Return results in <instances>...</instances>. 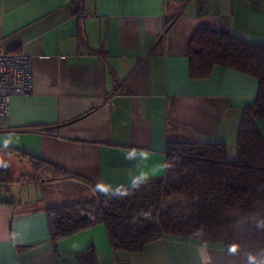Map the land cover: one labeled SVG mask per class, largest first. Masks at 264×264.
Instances as JSON below:
<instances>
[{"label": "crops", "instance_id": "obj_1", "mask_svg": "<svg viewBox=\"0 0 264 264\" xmlns=\"http://www.w3.org/2000/svg\"><path fill=\"white\" fill-rule=\"evenodd\" d=\"M199 28L264 45V0H0V52L30 55L33 77L30 93L10 99L0 154L19 168L13 179L33 174L18 153L76 175L0 189V264H231L223 249L176 239L114 251L103 224L54 247L46 218L163 178L168 142L220 140L235 157L258 81L223 66L191 79ZM247 264H264V251Z\"/></svg>", "mask_w": 264, "mask_h": 264}, {"label": "trees", "instance_id": "obj_2", "mask_svg": "<svg viewBox=\"0 0 264 264\" xmlns=\"http://www.w3.org/2000/svg\"><path fill=\"white\" fill-rule=\"evenodd\" d=\"M188 58L194 80L223 66L258 81L253 102L242 109L235 157L228 156L220 140L168 142L163 178L48 208L54 247L65 237L103 224L114 251L139 253L158 238L223 249L231 264H247L264 251V133L257 124L264 120V45L228 31L199 28L189 41ZM18 155L30 162L33 174L0 178V189L18 181L76 176L37 157ZM174 195L190 203L186 212L181 203L165 205ZM88 252L91 262L93 252ZM83 256L77 254L78 259Z\"/></svg>", "mask_w": 264, "mask_h": 264}, {"label": "built area", "instance_id": "obj_3", "mask_svg": "<svg viewBox=\"0 0 264 264\" xmlns=\"http://www.w3.org/2000/svg\"><path fill=\"white\" fill-rule=\"evenodd\" d=\"M32 80L30 55L0 52V130L4 128L11 97L30 93Z\"/></svg>", "mask_w": 264, "mask_h": 264}, {"label": "rangeland", "instance_id": "obj_4", "mask_svg": "<svg viewBox=\"0 0 264 264\" xmlns=\"http://www.w3.org/2000/svg\"><path fill=\"white\" fill-rule=\"evenodd\" d=\"M259 125H260V129H261L262 133H264V121H261L259 123ZM23 163H25V162H23ZM29 164H30V162H29ZM30 166H31V164H30ZM18 170H19V168L16 169V167H15L14 171L11 172V175L14 176V177L17 176L19 174V171ZM164 203H165V205H171V204H174V203H181L183 205V208L185 209L184 212H186V209L189 208L188 206L190 204L183 197H181V196H175V195L174 196H171L169 198H166Z\"/></svg>", "mask_w": 264, "mask_h": 264}, {"label": "water", "instance_id": "obj_5", "mask_svg": "<svg viewBox=\"0 0 264 264\" xmlns=\"http://www.w3.org/2000/svg\"><path fill=\"white\" fill-rule=\"evenodd\" d=\"M11 175V166L5 156L0 154V176L8 178Z\"/></svg>", "mask_w": 264, "mask_h": 264}, {"label": "clouds", "instance_id": "obj_6", "mask_svg": "<svg viewBox=\"0 0 264 264\" xmlns=\"http://www.w3.org/2000/svg\"><path fill=\"white\" fill-rule=\"evenodd\" d=\"M235 250H236V248H235V246H233L232 249H231V251H235Z\"/></svg>", "mask_w": 264, "mask_h": 264}, {"label": "flooded vegetation", "instance_id": "obj_7", "mask_svg": "<svg viewBox=\"0 0 264 264\" xmlns=\"http://www.w3.org/2000/svg\"><path fill=\"white\" fill-rule=\"evenodd\" d=\"M9 178H12V175H10ZM12 179H13V178H12Z\"/></svg>", "mask_w": 264, "mask_h": 264}]
</instances>
